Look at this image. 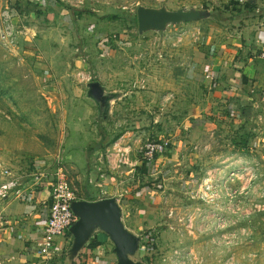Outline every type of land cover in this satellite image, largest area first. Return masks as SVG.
<instances>
[{
    "label": "rangeland",
    "instance_id": "rangeland-1",
    "mask_svg": "<svg viewBox=\"0 0 264 264\" xmlns=\"http://www.w3.org/2000/svg\"><path fill=\"white\" fill-rule=\"evenodd\" d=\"M236 1L32 0L26 14L0 9V216L11 198L59 178L76 199L118 196L143 238L137 259L148 264H264V133L241 114L247 105L219 95L212 74L193 64L240 33L226 20ZM140 6H215L224 15L163 34L111 19L137 16ZM92 82L117 95L107 120L87 97ZM149 144L168 145L149 162Z\"/></svg>",
    "mask_w": 264,
    "mask_h": 264
},
{
    "label": "crops",
    "instance_id": "crops-1",
    "mask_svg": "<svg viewBox=\"0 0 264 264\" xmlns=\"http://www.w3.org/2000/svg\"><path fill=\"white\" fill-rule=\"evenodd\" d=\"M255 1H251L255 5V13H243L235 19L242 27L240 33L231 36L225 44L218 42L216 47H212L211 55L207 54L203 60L193 64L198 68L197 73L204 71L202 73L207 74L206 78L212 74L209 83L217 86L219 95L235 102L240 108L247 105L249 117L246 120L251 121L255 131L264 133V59L261 56L264 51V0ZM29 2L34 5L32 0H0V9L8 6L7 12L16 14V11L27 8L26 14L29 13ZM90 182L99 185V181ZM114 196L96 199L81 197L77 200L98 201ZM50 206L48 188H37L30 191L27 197L17 195L7 202L0 216V264L40 263L36 252L37 240L47 221ZM125 224L136 233L126 221ZM95 239L100 245L89 247L88 244L73 264H116L117 257L107 255L105 250L107 237L98 234ZM71 242V235H67L61 243L68 250Z\"/></svg>",
    "mask_w": 264,
    "mask_h": 264
},
{
    "label": "water",
    "instance_id": "water-1",
    "mask_svg": "<svg viewBox=\"0 0 264 264\" xmlns=\"http://www.w3.org/2000/svg\"><path fill=\"white\" fill-rule=\"evenodd\" d=\"M256 2L250 0L249 2ZM138 31L140 34L156 31L163 34L171 25L190 23L198 20L215 18L209 10L178 9L170 11L166 8L155 9L138 7ZM87 97L98 107L100 119H108L111 101L116 94L105 92L99 82L88 84ZM71 210L77 216V221L70 227L72 242L66 252L65 260L73 264L98 234L107 236L113 243V252L117 257L116 264H146L137 259L141 252L142 236L129 229L124 220V209L121 199L117 197L98 201L74 200Z\"/></svg>",
    "mask_w": 264,
    "mask_h": 264
},
{
    "label": "built area",
    "instance_id": "built-area-1",
    "mask_svg": "<svg viewBox=\"0 0 264 264\" xmlns=\"http://www.w3.org/2000/svg\"><path fill=\"white\" fill-rule=\"evenodd\" d=\"M261 56L264 59V51ZM167 145H147L145 159L152 162L157 155H164ZM41 177L43 176L37 178V183H40V185L43 184ZM50 197L51 206L48 218L41 236L37 240L36 252L39 258V264H66L65 256L67 249L63 243L60 242V239H65L67 235H70L69 229L77 221V216L71 210V203L77 199L74 193L70 191L68 184L66 182H61L59 178L57 181L52 180Z\"/></svg>",
    "mask_w": 264,
    "mask_h": 264
},
{
    "label": "trees",
    "instance_id": "trees-1",
    "mask_svg": "<svg viewBox=\"0 0 264 264\" xmlns=\"http://www.w3.org/2000/svg\"><path fill=\"white\" fill-rule=\"evenodd\" d=\"M234 5V15L233 16H229L228 19L226 20H232V19H237L238 17H241V15L243 13H255L254 10H255V5L250 3L249 1H244V2H240V1H236V2H233L232 3ZM29 5L32 6L33 4L31 2H29ZM240 6V7H239ZM215 6H211L209 8H207L208 10H213ZM214 16L217 17V16H220L222 17V14L224 15V12H221V10H219L218 8H214ZM124 16H119V15H114L111 19H122V20H125L127 22H129L132 27H138V17L137 16H131L127 13L123 14ZM219 17V18H220ZM246 110L243 108L241 109V114L247 119L249 117V112H245ZM101 148V147H100ZM91 159L89 158V160L87 159V165L90 167L91 165ZM96 177V176H95ZM93 182H97L98 181V178H93L91 179ZM91 200V199H90ZM99 242L93 238L91 240V242L89 243V247H97L99 246Z\"/></svg>",
    "mask_w": 264,
    "mask_h": 264
}]
</instances>
